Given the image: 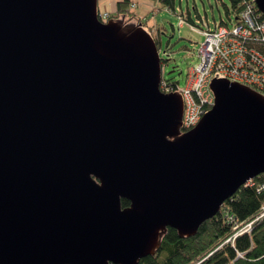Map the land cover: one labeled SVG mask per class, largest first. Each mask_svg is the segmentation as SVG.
Segmentation results:
<instances>
[{"label": "water", "instance_id": "obj_1", "mask_svg": "<svg viewBox=\"0 0 264 264\" xmlns=\"http://www.w3.org/2000/svg\"><path fill=\"white\" fill-rule=\"evenodd\" d=\"M100 18L99 0H0V264H139L264 174V97L213 80L183 133L156 40Z\"/></svg>", "mask_w": 264, "mask_h": 264}, {"label": "trees", "instance_id": "obj_2", "mask_svg": "<svg viewBox=\"0 0 264 264\" xmlns=\"http://www.w3.org/2000/svg\"><path fill=\"white\" fill-rule=\"evenodd\" d=\"M152 1L161 8L175 11V0ZM230 2L238 14L239 3L252 0ZM134 5L133 0L119 1L116 12L109 14L108 21L121 20L130 27L145 24V18L132 11ZM169 84L177 86L176 83ZM130 206L128 200L122 201L123 208ZM212 252L215 253L202 264H264V174L225 202L220 213L203 223L196 236L182 239L176 230L168 228L157 253L139 264H197Z\"/></svg>", "mask_w": 264, "mask_h": 264}, {"label": "built area", "instance_id": "obj_3", "mask_svg": "<svg viewBox=\"0 0 264 264\" xmlns=\"http://www.w3.org/2000/svg\"><path fill=\"white\" fill-rule=\"evenodd\" d=\"M136 5L132 10L138 8ZM238 7L232 29L222 22L203 30L178 15L180 27L189 25L205 38L197 55L199 62L192 68L186 88L174 87L166 80L161 84L164 93H177L183 99V133L196 128L214 106L213 80L238 83L264 97V15L253 0L239 3ZM100 17L107 22L109 14L100 13Z\"/></svg>", "mask_w": 264, "mask_h": 264}, {"label": "rangeland", "instance_id": "obj_4", "mask_svg": "<svg viewBox=\"0 0 264 264\" xmlns=\"http://www.w3.org/2000/svg\"><path fill=\"white\" fill-rule=\"evenodd\" d=\"M118 1L99 0L101 13L114 14ZM133 1L138 8L132 11L145 16L143 27L160 43L163 79L176 83L180 89L186 88L192 68L199 62L197 55L205 38L191 30L189 25L180 27L178 15H183L188 23H194L203 30L208 25L215 27V23H226L230 29L235 25L236 12L230 0H175V11L161 8L152 0ZM214 253L197 264H202Z\"/></svg>", "mask_w": 264, "mask_h": 264}, {"label": "crops", "instance_id": "obj_5", "mask_svg": "<svg viewBox=\"0 0 264 264\" xmlns=\"http://www.w3.org/2000/svg\"><path fill=\"white\" fill-rule=\"evenodd\" d=\"M119 1H121V0H119ZM119 1H118V2H119ZM148 3L150 4V2H148ZM99 10H100V12H102L101 9H100V7H99ZM144 17H145V16H144ZM146 17H147V16H146Z\"/></svg>", "mask_w": 264, "mask_h": 264}, {"label": "flooded vegetation", "instance_id": "obj_6", "mask_svg": "<svg viewBox=\"0 0 264 264\" xmlns=\"http://www.w3.org/2000/svg\"><path fill=\"white\" fill-rule=\"evenodd\" d=\"M158 46L160 47V43H158Z\"/></svg>", "mask_w": 264, "mask_h": 264}]
</instances>
